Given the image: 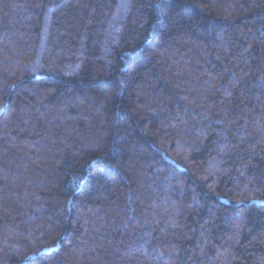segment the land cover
Here are the masks:
<instances>
[{
  "label": "trees",
  "instance_id": "obj_1",
  "mask_svg": "<svg viewBox=\"0 0 264 264\" xmlns=\"http://www.w3.org/2000/svg\"><path fill=\"white\" fill-rule=\"evenodd\" d=\"M0 264H264V0H0Z\"/></svg>",
  "mask_w": 264,
  "mask_h": 264
}]
</instances>
